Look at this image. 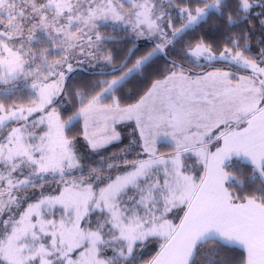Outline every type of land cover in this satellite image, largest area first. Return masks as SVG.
<instances>
[{
	"label": "snow or ice",
	"instance_id": "snow-or-ice-1",
	"mask_svg": "<svg viewBox=\"0 0 264 264\" xmlns=\"http://www.w3.org/2000/svg\"><path fill=\"white\" fill-rule=\"evenodd\" d=\"M0 264H264V0H0Z\"/></svg>",
	"mask_w": 264,
	"mask_h": 264
},
{
	"label": "trees",
	"instance_id": "trees-1",
	"mask_svg": "<svg viewBox=\"0 0 264 264\" xmlns=\"http://www.w3.org/2000/svg\"><path fill=\"white\" fill-rule=\"evenodd\" d=\"M207 30H208V25H205L204 29H202L201 32L198 33V34H202L204 31H207ZM258 35H259V33L257 32V36H258ZM186 39H187V37H186ZM138 44L141 45V51L143 52V51L146 50V47H144V46L147 45L148 42L143 43V42L138 41ZM252 48H253V51H254V52L258 50V49H257V45L255 44V37L253 38ZM172 58H175V56H173ZM160 67H161V70H162L163 67H164V62H163L162 60L160 61ZM126 91H127V90H126ZM137 98H138V97H135V96H134V97H132L131 99H127L125 102H126V103H134L135 100H136ZM132 127H134V126L132 125ZM132 127H131V125H128V126H122V127H121L122 134H123V135H122V136H123L122 143L119 144V145H115V144H114V145H109L107 148L102 149L101 151H102L103 153H105V154H108V155H110V154H111L112 152H114V151H117L119 147H122L123 144H126V143L128 142V139H129V133L131 132V128H132ZM80 145H81V147H82V149H83L84 154H85L86 157H88V158H89L90 160H92V161H97V160H98V156H97V154L92 153V152L87 148L86 143H85V141H83L82 138L80 139ZM160 147H161V151H169V150H170L166 145H161ZM137 151H139V149H137ZM132 155L134 156L135 153H133ZM129 158H132V157L130 156ZM152 245H154V244H152ZM152 245H151L150 247H151V250H153V251H148V252H147V255H146V258H148V256L154 254V249H152ZM148 247H149V246H148Z\"/></svg>",
	"mask_w": 264,
	"mask_h": 264
},
{
	"label": "rangeland",
	"instance_id": "rangeland-1",
	"mask_svg": "<svg viewBox=\"0 0 264 264\" xmlns=\"http://www.w3.org/2000/svg\"><path fill=\"white\" fill-rule=\"evenodd\" d=\"M140 42H143V43H145V42H147V41H145V40H143V39H141V40H139ZM151 245H149V247H148V249H150L151 250V247H150ZM157 246L154 244V245H152V249H155Z\"/></svg>",
	"mask_w": 264,
	"mask_h": 264
},
{
	"label": "crops",
	"instance_id": "crops-1",
	"mask_svg": "<svg viewBox=\"0 0 264 264\" xmlns=\"http://www.w3.org/2000/svg\"><path fill=\"white\" fill-rule=\"evenodd\" d=\"M133 126H134V125H133ZM119 127H120V130H121V127H122V126H119ZM131 127H132V125H131ZM131 129H132V128H131ZM121 132H122V130H121ZM122 135H123V134H122ZM122 140H123V136H122Z\"/></svg>",
	"mask_w": 264,
	"mask_h": 264
}]
</instances>
